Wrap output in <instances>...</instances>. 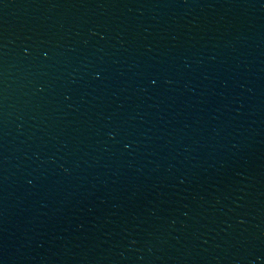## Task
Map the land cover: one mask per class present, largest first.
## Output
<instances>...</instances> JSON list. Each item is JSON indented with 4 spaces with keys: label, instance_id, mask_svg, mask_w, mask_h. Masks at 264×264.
Segmentation results:
<instances>
[{
    "label": "water",
    "instance_id": "1",
    "mask_svg": "<svg viewBox=\"0 0 264 264\" xmlns=\"http://www.w3.org/2000/svg\"><path fill=\"white\" fill-rule=\"evenodd\" d=\"M0 264H264V0H0Z\"/></svg>",
    "mask_w": 264,
    "mask_h": 264
}]
</instances>
